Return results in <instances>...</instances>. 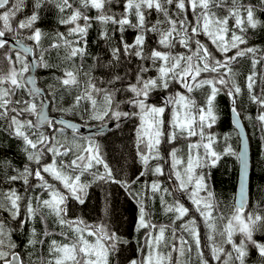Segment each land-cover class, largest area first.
<instances>
[{
    "label": "snow or ice",
    "instance_id": "6c2138e0",
    "mask_svg": "<svg viewBox=\"0 0 264 264\" xmlns=\"http://www.w3.org/2000/svg\"><path fill=\"white\" fill-rule=\"evenodd\" d=\"M78 5L74 7L72 0H32L31 14L18 19V15L27 7V0H0V126L9 136L21 141V151L28 162L22 169H14L15 174L7 176L9 185L21 182L23 193L15 187L0 191V211L6 212L13 221L19 220L20 228L37 217L47 225L48 218L54 217L64 242L51 239L49 258L42 259L41 264H112V259L120 253L121 245L127 243L107 224H88L81 218L70 219L68 216L70 200L78 201L81 205L85 203L91 186L82 181L85 173L91 174L93 182L130 187L128 181L116 179L113 169L103 158L100 144L91 135L81 137L86 140L83 144L60 143L56 135L48 136L40 131L44 125L60 135L66 129H72L74 141L78 131L77 124L66 120L56 121L47 115L43 110L47 103L45 99L39 101L38 107L37 97H43L44 90L36 86L33 76H25L32 68L49 67L43 51L34 62H29L28 56L40 47L45 36L37 26L42 12L55 7L60 15L59 23L67 27V32H57L55 42L50 47L63 48L69 61L76 58L81 61L78 68L65 70L63 76L56 79L63 88L68 89L79 88L81 77L84 78L83 87L68 111H80L81 119L87 116L89 120L100 121L101 126L106 119L115 121L118 127L123 118L136 117L139 120L135 132L136 153L144 169L137 180L149 172L162 177L163 166L157 163L155 167H149L150 161L165 159L161 154L163 144L172 145L180 139L188 140L183 156L178 154L175 147L167 153L170 176L177 182L181 197L186 195L203 218L212 259L219 264H245L250 246L264 258V243L254 239V233L264 230V215L245 213L249 145L238 110L242 88L237 82L238 73L233 69L239 58H251L253 71L246 77V89L250 103L259 108L256 120L264 131V76L259 77L257 93L258 75L255 71L256 66L264 61V56L258 55L261 51L259 48L247 46L248 30L264 27L257 19L256 6L243 0H122L123 11L117 16L110 10L113 0H78ZM91 10H95V16L88 14ZM259 10L264 12V0H260ZM218 11H224L226 15L218 16ZM153 12L158 16L155 22L149 19ZM189 12L191 20L188 18ZM230 20L234 21L231 29L228 26ZM94 23L102 28L99 32L101 40L111 43L114 34L120 36L119 46L110 49L108 63L101 64L97 57V66L115 70L124 67L123 62L134 58L139 63L131 70V77L128 72L121 75L111 71L109 79L98 82L83 70V61L88 55L87 37ZM109 25L114 26L111 34ZM127 29H133L136 33L131 43L124 38ZM150 34L156 37L158 47L147 48ZM8 35L14 37L16 47L10 46ZM201 36L207 39V44L202 42ZM25 40L32 41V45L25 44ZM177 46L184 51L175 52ZM233 50L234 54L229 55ZM153 70L155 75H148ZM175 85L185 91L171 92V87ZM205 87L209 91L203 105L198 106L190 95L185 94ZM21 89L26 90L27 99H16ZM160 90L170 94L164 95L157 105L151 102V97ZM52 91L55 92L54 89ZM119 93L126 95L127 100H118ZM222 93L231 102L233 123L241 138L239 152L231 145L222 151L216 149L218 140L211 129L218 119L216 98ZM84 102L88 106L81 108ZM122 103L131 105L132 110L122 111ZM33 115L38 117V121L25 118ZM194 137L195 140L192 139ZM228 139V136L224 137L226 143ZM49 154L51 162L44 163ZM69 154H74V158L65 162L62 158ZM225 156L235 157L240 164L238 199L228 217L214 215L217 203L206 183L205 172V169L215 168ZM98 166L103 168L102 172ZM46 175L59 182L61 187L49 182ZM36 190L40 194L28 195ZM44 193H47V198H43ZM157 194L165 213L174 216L171 225L153 223L150 213L146 211L145 198L152 199ZM165 196H174V193L163 188L158 179L150 184L146 182L143 191L135 194L139 205L136 230H145L141 251L146 249L147 254L140 259H132L130 264H187L186 257L190 256L193 243L199 264H208L201 250V235L196 219H184L189 216L190 209L181 203L180 198L169 203ZM22 206L24 217L20 219ZM225 219L222 229H218L217 221ZM177 221H183L179 235L175 227ZM169 229L170 243L166 237ZM51 235L45 227L42 237L38 238L37 230L33 227L27 244L33 248L43 245ZM237 235L242 237L239 243L234 240ZM225 244L230 245L231 250H226ZM16 247L12 241V230L0 219V264H24L21 254L15 251ZM162 247L169 251H161ZM173 253L177 254L175 261Z\"/></svg>",
    "mask_w": 264,
    "mask_h": 264
},
{
    "label": "trees",
    "instance_id": "16d2710c",
    "mask_svg": "<svg viewBox=\"0 0 264 264\" xmlns=\"http://www.w3.org/2000/svg\"><path fill=\"white\" fill-rule=\"evenodd\" d=\"M74 7H78V0H72ZM244 3H252L256 6L257 12L256 16L262 24H264V12L260 11V0H243ZM31 3L32 0H27V7L24 12L18 15V19H23L25 16L31 14ZM115 12L117 16L123 11L122 0H113V5L110 9ZM174 10V8H173ZM90 16H95V10H91L88 13ZM218 16L226 15L224 11H218ZM158 18L157 14L153 12L149 17L151 22H155ZM189 20L192 19V15L188 13ZM60 15L55 9L51 7L46 9L41 14V20L38 22V27L45 33L42 38L40 47L35 49V55L39 59L41 51L44 52L45 61L48 63V68L39 67L36 71L37 82L44 89L47 98L50 101V112L53 115H63L71 119L80 121L86 125L100 124V121L89 120L87 116L81 119L82 112L80 111H68L72 108L75 96L80 93L84 78L81 77V86L79 88L73 87L65 89L57 81V77H62L65 70H72L80 66V59L76 58L74 61H69L65 58V50L52 49L50 47L51 43L55 42V34L57 32H67V27L59 23ZM133 22L135 19L133 18ZM81 23H83L81 21ZM234 21H229V28L231 29ZM114 26L109 25L108 28L111 30ZM102 30L101 26L94 23L93 27L89 30L87 37V57L84 59V71L89 72V74L95 78L98 82L106 81L110 78L111 71H117L121 75L125 72L129 73L131 77V70L137 67L139 63L136 59H131L129 61L123 62L124 67H119L115 70H110L107 67H98L96 63V58H100L101 64L106 65L110 59V49L113 46H119L120 36L118 33L114 34L111 43L103 41L99 37V32ZM27 33H25L26 35ZM135 31L133 29H127L124 33V38L128 43H131L135 37ZM13 37L12 35H9ZM14 38V37H13ZM202 42L208 43L207 39L203 36L199 37ZM248 45L259 48L261 51L258 53L260 56H264V27H258L257 29H249L247 33ZM156 37L150 34V39L148 40L147 48L151 49L158 47L156 45ZM24 42L32 44V41L25 40ZM247 45V46H248ZM211 47V45H209ZM244 47V46H242ZM175 52H182L184 49L179 46L174 50ZM233 50L229 55L234 54ZM219 57V54L217 53ZM233 69L238 73L237 82L242 88V95L240 97L239 111L241 112V118L246 126L250 146H251V177H250V199L245 209V212H254L264 215V131L261 129L260 123L256 120V116L259 113V108L257 105L251 104L248 99L247 89H246V77L253 71L251 58L243 57L239 58L238 62L233 65ZM6 70V69H5ZM258 75V86L256 88L257 93H259V77L264 76V61L258 64L255 68ZM26 75V74H25ZM150 76L155 75V71H150L148 73ZM106 86V85H104ZM119 86V85H118ZM55 90L53 93L52 90ZM185 91L179 88V85L171 87V92L174 91ZM209 89L207 87L203 89L194 90L193 93L187 94L194 99L198 106L203 105ZM170 92H165L160 90L155 92L151 97V102L159 105L161 99L164 95H168ZM53 96L56 98L54 99ZM27 99V92L25 89L19 90L16 99ZM118 100H127V96L123 93L117 94ZM41 97H37V103L39 107V101ZM216 112H217V122L213 125L211 131L217 136L218 143L216 145L217 151H222L227 145L238 152L239 149V137L238 131L231 119V102L229 98L223 93L218 95L216 98ZM87 102L81 105V108L87 107ZM122 111H128L131 105L122 103L120 105ZM33 116H26V119H33ZM166 117L168 114L166 113ZM248 117H251L250 119ZM107 121V119L105 120ZM111 121V120H109ZM139 125V120L136 117L123 118L119 122V126H113L104 134L98 135L100 138L101 148L104 150L106 161L110 168L113 169V173L117 180L128 181L130 185L129 188H124L120 184L116 183H105V182H93L90 173H85L82 176V181L90 183V187L85 197V203L83 205L79 204L78 201H69V211L68 216L70 219L81 218L88 224H107L112 230H115L119 236H121L127 243L121 245L120 253L117 257L112 259V264H130L132 259H140L142 255L147 254L145 249L141 251L144 246L145 230H136L137 219L139 215V205L137 199L134 198L136 193H141L143 191V186L147 182L150 184L153 180H159L163 188H168L174 193V196H165V199L169 203H173L174 199L180 198L181 203H184L189 209V216L184 219L194 217L192 215L193 206L191 202L184 195L181 197V193L177 188L173 187L172 180L174 184V177L170 174L167 176L165 173L162 177H156L150 172L144 176H141L138 180L140 172L143 171V165L141 164L135 146V132ZM59 127V125H57ZM45 135L52 136L56 135L60 143H65L68 139L70 140L74 133L71 130L66 129L63 135L59 133H53L48 126H43L40 128ZM78 133V132H77ZM84 136V135H83ZM228 136L229 139L227 143L224 137ZM77 137V136H76ZM87 137V136H86ZM195 140L196 138H192ZM70 144V141H67ZM164 145H162L161 153L165 157L162 161H150L149 167H155L157 163H160L164 170L171 172L170 165L168 162V149L166 150ZM22 143L18 139L8 135L6 131L2 130L0 126V191H7L9 187H15L20 192L23 193V186L21 182L17 181L14 184L9 185L7 183V176L15 174L14 169H22L27 162L23 152L21 151ZM179 154V153H178ZM70 155V154H69ZM71 157V156H70ZM66 158V157H65ZM63 157L65 162H68ZM51 162V155L45 157L44 163ZM59 163V159H58ZM35 168V165H32ZM101 172L103 168L99 169ZM237 171H238V161L235 157L225 156L219 162L215 168L205 169L209 190L214 193L217 207L214 210V215H223L228 217L231 215L235 207V190L237 184ZM46 179L49 182L56 184L59 188L61 185L59 182L53 181L51 177L46 175ZM172 179V180H171ZM133 181H135L133 183ZM35 182V181H32ZM177 187V185H176ZM177 189V190H176ZM39 190L28 193V195H38ZM151 194L149 193L148 196ZM43 198H47V193L43 194ZM153 199V198H152ZM135 200V201H134ZM146 211L150 213L151 220L162 225L166 222H172L174 219L173 214L165 213L164 206L161 204L159 199V194L155 196L154 202L148 197L145 198ZM189 203V204H188ZM21 218L24 217V209H21ZM198 216L197 223L200 225V234L205 235L207 238L208 230L204 225L203 218L199 216V213L195 212ZM6 214V215H5ZM194 214V213H193ZM195 215V214H194ZM196 216V215H195ZM0 219H3L6 227L12 230V241L17 245L15 250H18L24 260V264H41V260H47L49 258L48 248L51 239H56L59 242H64L63 237L60 235L61 229L55 224L54 217H49L47 225L41 223L39 217L34 221L28 222L24 228L19 227V220L13 221L6 212L0 211ZM182 221H177L175 227L178 229ZM224 221H217L218 229H222ZM35 227L38 233V238L42 237L45 227L52 233L43 245H37L36 247H31L27 244V240L30 236L31 229ZM67 230V229H65ZM171 233V230L167 231L166 237ZM255 236L263 240L261 234L264 235V230L257 231L254 233ZM264 237V236H263ZM242 238V237H241ZM133 241V242H132ZM236 242V241H235ZM240 242V241H239ZM203 247V253L211 264H219L211 257L209 250V242L206 240L201 241ZM237 243V242H236ZM226 250H231L230 245L224 246ZM250 254L246 257L245 264H264V258L259 256L258 251L249 247ZM169 251L165 248L163 252ZM257 253V254H256ZM252 254V255H251ZM177 255H173V260L175 261ZM187 264H190V260L186 257ZM196 264H199L197 261Z\"/></svg>",
    "mask_w": 264,
    "mask_h": 264
},
{
    "label": "water",
    "instance_id": "95a60500",
    "mask_svg": "<svg viewBox=\"0 0 264 264\" xmlns=\"http://www.w3.org/2000/svg\"><path fill=\"white\" fill-rule=\"evenodd\" d=\"M7 39L11 42V45L10 46H12V47H16V45H15V39L13 38V37H11V36H7ZM25 44H27V45H32V44H30V43H27V42H24ZM36 60H38V58H37V56L35 55V51H34V53H32V54H30L29 56H28V61L29 62H34V61H36ZM36 71H37V68H32L31 70H30V72L29 73H26V77L27 76H29V75H31V76H33L35 79H36V86L38 87V88H40V89H43L39 84H38V82H37V76H36ZM44 90V89H43ZM44 93H45V91H44ZM41 99H45L46 101H47V103H46V106L44 107V112L47 114V115H49L51 118H54L56 121H60V120H66V121H70V122H72V123H75V124H77L78 125V131L77 132H79L80 134H82V135H85V136H96V135H98V134H101V133H104L106 130H108L111 126H113V125H115L116 124V122L115 121H109V122H106V123H104L103 124V126H101V125H86V124H83V123H81V122H78V121H76V120H73V119H71V118H68V117H64L63 115H53L51 112H50V110H49V108H50V101H49V99L47 98V96H46V93H45V95L43 96V97H41ZM130 111V110H129ZM231 119H232V122H233V120H234V115H233V113L231 112ZM33 120L34 121H38V117L37 116H35L34 115V117H33ZM241 123L243 124V131H244V134H245V136L247 137V139H248V145H249V149H248V152H249V182H248V201H247V204H248V202H249V199H250V188H249V186H250V177H251V146H250V140H249V136H248V132H247V129H246V126H245V124H244V122H243V120H242V118H241ZM234 124V123H233ZM45 126V125H44ZM68 130H71V131H73L72 129H68ZM238 131V130H237ZM238 137H239V149H238V152L240 151V148H241V138H240V136L238 135ZM239 178H240V164H239V162H238V171H237V186H236V191H235V203H236V200L238 199V191H239ZM15 251H17V252H19L18 250H15ZM20 253V252H19ZM21 254V253H20ZM21 257H22V255H21Z\"/></svg>",
    "mask_w": 264,
    "mask_h": 264
},
{
    "label": "rangeland",
    "instance_id": "374dc122",
    "mask_svg": "<svg viewBox=\"0 0 264 264\" xmlns=\"http://www.w3.org/2000/svg\"><path fill=\"white\" fill-rule=\"evenodd\" d=\"M167 118L168 117H166V120H167ZM107 121H109V120H107ZM107 121H104V122H107ZM103 122V123H104ZM101 124V123H100ZM107 132V131H106ZM101 134H104V133H101ZM98 135H100V134H98ZM98 135H96V136H93L94 138H95V140H96V142H100V138L98 137ZM77 136V137H76ZM81 137H86V136H83L82 134H80L79 132L77 133H75V141H74V136L70 139V140H68V139H65V140H67V141H70V144H72L73 142H75V143H79V144H83V143H86V140H84V139H81ZM88 137V136H87ZM189 141L188 140H186V139H180V140H178V141H176V142H174L172 145H169V144H167V145H164V147H165V149L167 150L168 149V152L171 150V148L172 147H175L177 150H178V153H179V155H184L185 153H186V151H187V143H188ZM101 150H102V155H103V158L105 159V162L107 163V159H106V157H105V154H104V149L103 148H101ZM162 154V153H161ZM71 156V157H70ZM65 158V157H64ZM72 158H74V154H70L69 156H67L66 158H65V160L66 161H70ZM99 167V169L101 168L100 166H98ZM95 170V169H94ZM154 199L155 198H153V199H151V201L152 202H154ZM186 206V205H185ZM187 207V206H186ZM192 211H193V213L196 215H194L193 213H192V215L197 219L198 218V216H197V214L195 213L196 211H195V209H194V207H193V209H192ZM246 214L248 213V212H245ZM193 218V217H192ZM188 219H191V217L190 218H188ZM188 219H185V220H188ZM197 221V220H196ZM152 222L153 223H155V224H157V225H160V224H158L157 222H155V221H153L152 220ZM183 222V221H182ZM162 225H171L170 224V222L168 221V222H166V223H163ZM197 227L200 229V225H199V223H197ZM166 235H167V232H166ZM261 236H262V238H264L263 236L264 235H262L261 234ZM167 238H168V240H169V243L171 242V233L167 236ZM187 238V237H186ZM240 239H241V237L239 236V235H237V236H235L234 237V240L237 242V243H239V241H240ZM254 239L255 240H257V242H259V243H264L263 242V240H261L260 238H258L257 236H255V234H254ZM206 241L207 240V238H206V236L205 235H201V241ZM190 243H192V241L190 240L189 241ZM202 244V243H201ZM225 245H227V244H225ZM224 245V246H225ZM165 248L164 247H162L161 248V251H163ZM201 250L203 251V247L201 246ZM209 250H210V253H211V249H210V246H209ZM250 254V250L248 249V255ZM257 254V253H256ZM173 255H177L176 253H173ZM252 255V254H251ZM189 260H190V264H196V262L198 261L199 262V257L197 256V253H196V250H195V245H194V243H193V250H192V252H191V254H190V256H188L187 257ZM204 259H206L207 261H208V259L205 257V255H204ZM209 264H211L210 263V261H209Z\"/></svg>",
    "mask_w": 264,
    "mask_h": 264
},
{
    "label": "bare ground",
    "instance_id": "6f19581e",
    "mask_svg": "<svg viewBox=\"0 0 264 264\" xmlns=\"http://www.w3.org/2000/svg\"><path fill=\"white\" fill-rule=\"evenodd\" d=\"M248 46H249V45H248ZM64 117H67V116H64ZM68 118H69V117H68ZM73 120H75V119H73ZM76 121H78V120H76ZM78 122H80V121H78ZM107 122H109V121H107ZM104 123H106V122H104ZM104 123H103V124H104ZM95 125H101V124H95ZM115 125H116V124H115ZM115 125H113V126H115ZM45 126H47V125H45ZM113 126H111L109 129H111ZM42 127H43V126H42ZM109 129H108V130H109ZM108 130H106V131H108ZM106 131H105V132H106ZM84 136H85V135H84ZM165 172H166V170H165ZM171 180H172V179H171ZM174 185H175V184H174ZM176 185H177V184H176ZM236 186H237V184H236ZM176 188H177V187H176ZM249 188H250V186H249ZM176 190H177V189H176ZM235 191H236V190H235ZM134 201H135V200H134ZM5 215H6V214H5ZM132 242H133V241H132Z\"/></svg>",
    "mask_w": 264,
    "mask_h": 264
},
{
    "label": "flooded vegetation",
    "instance_id": "af4514ba",
    "mask_svg": "<svg viewBox=\"0 0 264 264\" xmlns=\"http://www.w3.org/2000/svg\"><path fill=\"white\" fill-rule=\"evenodd\" d=\"M128 109H129V108H128ZM164 173L168 176V175L170 174V171L166 170V172H165V170H164ZM171 182L173 183V187L176 188V184L174 185V181L172 180ZM188 204H189V203H188ZM200 235H201V234H200Z\"/></svg>",
    "mask_w": 264,
    "mask_h": 264
}]
</instances>
